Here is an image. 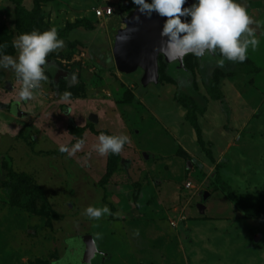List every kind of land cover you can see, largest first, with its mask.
<instances>
[{"label": "rangeland", "instance_id": "1", "mask_svg": "<svg viewBox=\"0 0 264 264\" xmlns=\"http://www.w3.org/2000/svg\"><path fill=\"white\" fill-rule=\"evenodd\" d=\"M242 2L262 28L246 61L161 54L145 85L142 68L118 69L109 27L134 0H0L4 55L18 58L36 18L46 30L77 23L86 44L51 52L48 79L19 104L23 81L0 65V264H264V0ZM101 133L130 140L101 155ZM89 206L110 214L90 218Z\"/></svg>", "mask_w": 264, "mask_h": 264}, {"label": "clouds", "instance_id": "2", "mask_svg": "<svg viewBox=\"0 0 264 264\" xmlns=\"http://www.w3.org/2000/svg\"><path fill=\"white\" fill-rule=\"evenodd\" d=\"M186 2L187 0H134L141 13L151 15L156 12L167 17L162 30V36L167 37V41L162 51H167L173 57L188 54L204 57L206 51L216 54L219 50L222 58L218 63L223 66L225 61H246L249 47L259 45L250 28L252 20L248 9L242 0H194L192 5L184 7ZM188 17L190 20L185 19ZM64 44L57 28L52 27L44 31L34 29L21 33L14 41L18 58L4 55L3 47L0 46V65L13 67L23 81L17 104L31 100L34 90L48 79L47 58L51 52L63 48ZM129 140L126 134L101 133L94 148L101 155L119 154ZM84 144L83 139L71 148L61 144L59 151L73 155L82 150ZM85 212L93 219L110 214L107 206H89Z\"/></svg>", "mask_w": 264, "mask_h": 264}, {"label": "water", "instance_id": "3", "mask_svg": "<svg viewBox=\"0 0 264 264\" xmlns=\"http://www.w3.org/2000/svg\"><path fill=\"white\" fill-rule=\"evenodd\" d=\"M250 17V28L255 33H262L261 26L256 23V16ZM166 19L156 12L151 15L141 13L138 7L127 16L119 12L109 21L115 50L124 57L126 70L135 72L142 68L149 82H156L159 78L161 54L172 57L167 51H162L167 41V37L162 36ZM204 207L200 205L202 210ZM85 240L83 237L76 240L74 249L85 247Z\"/></svg>", "mask_w": 264, "mask_h": 264}, {"label": "trees", "instance_id": "4", "mask_svg": "<svg viewBox=\"0 0 264 264\" xmlns=\"http://www.w3.org/2000/svg\"><path fill=\"white\" fill-rule=\"evenodd\" d=\"M132 4L130 6H126L125 8H120V10H117V12L115 13L116 15L121 12L124 15H129L131 14L133 11H135L139 6ZM36 11H39V5H36ZM111 19V18H110ZM38 26L40 28V31H44L46 30V25L44 24V22L41 19L36 18ZM110 27V26H109ZM58 33H59V37L61 39H63L65 41V44H67L68 46H76L79 44H85V42L82 41V38L79 36V34L73 36L72 34L76 31L79 30V25L76 23L75 25H71L69 27L66 28H62V29H57ZM111 33V39H112V32ZM112 41V40H111ZM113 44H115L114 42H112ZM102 43H99L98 41L95 42L93 49H91V56L93 59V63L95 65V67L100 70L101 72L106 70V64H104L100 59V51H101V47H102ZM115 46V45H114ZM115 48V47H114ZM115 60L117 61V66L118 69L123 72V73H128V71L126 70V63H125V59L122 56L121 53H119V51L115 50ZM47 68L53 70L54 74H55V78H59L61 79L62 76L65 74L64 72H60L59 70L53 69L51 66H48ZM51 77V75H50ZM53 79V77H52ZM142 81L144 82L143 84L147 85L150 82L148 81L146 75L143 76ZM53 84L55 85V87H57L56 89H58L59 91H62L64 83L60 82L56 85L54 80H53ZM189 112H190V118L192 119V117H194L195 114V108L189 104ZM144 192H142L141 194H143ZM142 197V195H141Z\"/></svg>", "mask_w": 264, "mask_h": 264}, {"label": "built area", "instance_id": "5", "mask_svg": "<svg viewBox=\"0 0 264 264\" xmlns=\"http://www.w3.org/2000/svg\"><path fill=\"white\" fill-rule=\"evenodd\" d=\"M97 15L101 18L102 17H104V18L110 17L113 15V9L111 7L104 8V9H98Z\"/></svg>", "mask_w": 264, "mask_h": 264}, {"label": "flooded vegetation", "instance_id": "6", "mask_svg": "<svg viewBox=\"0 0 264 264\" xmlns=\"http://www.w3.org/2000/svg\"><path fill=\"white\" fill-rule=\"evenodd\" d=\"M114 16H116V15H114Z\"/></svg>", "mask_w": 264, "mask_h": 264}, {"label": "crops", "instance_id": "7", "mask_svg": "<svg viewBox=\"0 0 264 264\" xmlns=\"http://www.w3.org/2000/svg\"><path fill=\"white\" fill-rule=\"evenodd\" d=\"M261 26V25H260Z\"/></svg>", "mask_w": 264, "mask_h": 264}]
</instances>
